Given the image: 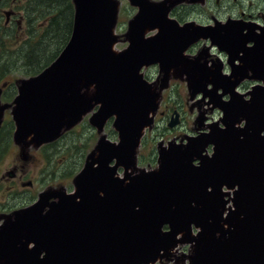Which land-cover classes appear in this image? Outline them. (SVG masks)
Returning a JSON list of instances; mask_svg holds the SVG:
<instances>
[{"label": "water", "instance_id": "obj_1", "mask_svg": "<svg viewBox=\"0 0 264 264\" xmlns=\"http://www.w3.org/2000/svg\"><path fill=\"white\" fill-rule=\"evenodd\" d=\"M73 1V29L63 50L40 73L18 80L19 93L9 104L17 138L39 145L54 140L99 105L91 125L102 132L114 117L118 142L101 136L73 180L75 193L45 191L11 215L0 227V264H155L184 243L193 247L190 264H264V85L249 100L235 90L244 78L264 79V26L258 33L257 24L234 18L180 26L172 9L202 0H129L138 11L129 21V45L118 51V0ZM154 29L158 33L146 38ZM208 37L228 53L231 75L210 72L206 61L197 72L185 71L191 95L209 97L222 110L225 127L216 123L187 145L160 146L159 168H139L137 149L160 94L141 68L159 63L164 79L186 63L190 45ZM236 59L243 66L234 65ZM219 88L229 100H222ZM242 119L245 127H237ZM210 143L215 154L205 157L201 151ZM223 186H238L234 209Z\"/></svg>", "mask_w": 264, "mask_h": 264}, {"label": "rangeland", "instance_id": "obj_2", "mask_svg": "<svg viewBox=\"0 0 264 264\" xmlns=\"http://www.w3.org/2000/svg\"><path fill=\"white\" fill-rule=\"evenodd\" d=\"M27 0H13V7L16 11H21L19 14L27 16L26 9L23 8V5L26 3ZM154 2H158L161 0H152ZM207 0L198 1L195 3L192 2H181L177 4L174 8L179 7V9H183L184 11H191L192 17H195L197 14L196 19L206 21L207 19H211L213 16L215 18L219 17L221 19L227 18L229 16L235 18L243 17L245 19L243 20H253L255 22H258L262 24L259 20L262 21V17L264 16V0H211L210 5L206 6ZM73 6H74V1ZM119 2V12H118V22L115 26V33L119 36V40L115 44V49L118 51H123L127 48L129 44V40L127 38V32L129 28V21L135 16L137 13L138 8L135 6H132L129 2V0H118ZM219 2V3H218ZM208 3V2H207ZM18 5V7H17ZM17 7V9H16ZM204 7V9H199ZM173 8V9H174ZM9 10L10 8H6ZM75 9V6H74ZM3 19H5V15L2 14L0 17V23L3 24V27L0 25V29L4 28V22ZM195 19V18H194ZM220 19V20H221ZM199 20H195L194 23H198ZM25 21V19H24ZM27 22V20L25 21ZM41 20H39V23ZM45 23V21L43 22ZM41 23V25H43ZM200 23V22H199ZM11 30V39L9 43V47L12 51H15V49H18L21 47L24 43V40L27 38V23L23 27V31L20 32L17 29V25L11 24L10 26ZM41 30V29H40ZM156 33V32H155ZM153 32H148L149 36H152L155 34ZM3 39H5V35L8 36V34H5V32H2ZM5 44V42H4ZM3 54L0 58V64L2 66L5 65L6 60V53L5 50H2ZM200 57L197 58H205L206 54L203 49L198 53ZM14 59L17 57L16 54H12L11 58ZM204 61L207 62L206 59ZM203 62V59H202ZM205 63V62H203ZM198 64V63H197ZM197 66H193L191 63V60H187L186 63L183 65H180L179 67L172 68V70L168 71V76L164 77V74L162 78L160 79V76L158 75V71L155 72L154 75H152V78L155 80L154 82V89L159 92V106L158 111L160 108H162V98L164 94H168V90H162L159 89V85L162 82H166L165 88L169 87V83L171 79H178L183 84H181L184 88L177 87L175 88V101L179 103L185 111H184V121L181 118V122L179 125H175L172 129L166 128V120L161 122V126L159 129L154 130L153 137L154 139V166L152 168L146 167L147 161L145 162H139L137 163V166L142 169H157L159 167V148L162 145V147H167V144L169 140H175L174 142L179 143L178 140H183L186 135H180L181 132H184L186 134H192L195 135L198 133L199 130H209V128L212 126V123L221 124L222 126V115L216 114L215 107L212 104H209L208 102H205V104H202V96L200 94H195L194 96L191 95L192 91L190 89L191 82L188 80L186 76L185 69H188L189 72H197L195 69ZM28 73L26 72L25 68L21 66L19 63L17 66L13 67V60H12V77L15 79L18 85V80L22 78H28ZM160 80V81H159ZM159 83V84H158ZM94 87L85 89V94L91 95L94 93ZM252 88H245L244 90H241L242 96L245 98H250L249 91H251ZM161 95V97H160ZM199 104L203 107H210V111L208 112V117H205V109L200 110L197 108L196 105L191 104ZM178 107V108H180ZM176 107V109L178 110ZM97 107L91 110L87 116L84 118L86 121L95 111ZM158 111L154 114L156 117ZM180 112V111H179ZM160 116V115H159ZM158 116V117H159ZM181 116V112H180ZM157 117V119H158ZM183 117V114L182 116ZM183 122V123H182ZM206 122V124H205ZM87 124H84L85 126H81V124L74 127L72 130V133L68 136L69 140H67V143H65V139L59 144L61 147L60 149H57V147H54L50 150V152L53 154V157L51 158V162L47 169L44 167V160L40 155H35L31 158H26L27 156V150L30 148H33L31 152H35L36 148H39L42 146L41 144H34L32 143L28 138L23 140H18L16 131L13 133V140L14 142L19 146L20 150L24 153L23 155H20V152L17 153L13 149L9 151L8 156H0V206L5 207L8 206V203L5 202L6 193H12L10 198V205L14 204H22L24 205H32L34 204L32 199V194L29 193L30 190L28 188H25L22 186L23 183L28 182L29 180H32L35 185L33 189V193L36 192L35 196H37V193H39V196L41 193L51 190V191H66L65 188H62L60 185H56L55 188L52 189H45L48 188L51 184H56L58 182H64L69 185L70 190L74 189V182L73 179L75 176L80 172V170L84 167L86 160L88 156L96 149L97 144L101 138L102 135H105L112 141L118 140V134L114 130L113 122L112 120L108 122L106 125V128L102 132H98V130L92 126L87 121L85 122ZM242 124V120L238 121L236 125L240 127ZM204 125V126H203ZM163 129H165L163 131ZM192 129V130H191ZM162 130V131H161ZM187 131H191L187 132ZM67 132V131H65ZM172 136H177L175 139ZM61 137V136H60ZM60 137H57L55 140L59 139ZM189 138V137H188ZM161 141V142H159ZM159 142V143H158ZM173 143V141L171 142ZM45 144V143H44ZM66 144H71V149H67ZM158 144V146H157ZM58 145V146H59ZM26 148V151H25ZM140 150V148H139ZM146 153H150V150L146 149ZM26 154V156H25ZM9 171L10 175H8ZM131 169H129V173H131ZM139 171L133 172V174H136ZM71 173V174H70ZM125 173L124 168L120 167L117 175L123 177ZM54 174L56 175V178L54 180L49 179L50 177H53ZM49 179V180H48ZM44 189V190H43ZM226 197H229V193H226ZM31 200V201H30ZM30 201V202H29ZM28 202V203H27ZM229 206V205H228ZM13 211L7 214L0 215V227L5 225H9L11 222V215L18 210L24 209L19 208L15 209L12 208ZM178 249V250H177ZM176 250L178 251V254H176ZM193 255V247L191 244H181V246L178 248L176 246L172 250V256L170 259L163 258L160 261H157L155 264H190L191 263V256Z\"/></svg>", "mask_w": 264, "mask_h": 264}, {"label": "flooded vegetation", "instance_id": "obj_3", "mask_svg": "<svg viewBox=\"0 0 264 264\" xmlns=\"http://www.w3.org/2000/svg\"><path fill=\"white\" fill-rule=\"evenodd\" d=\"M210 2H211V0H207L205 3L206 6H209ZM17 7H18V5H17ZM17 7H16V9H17ZM6 8H10V9L7 10ZM199 9H204V7L199 8ZM19 12L21 13V11H16L13 7V0H0V17L2 14L5 15V19H3L4 28L0 29V58L3 54L2 50H5V53H6L5 54L6 55L5 65L2 66L0 64V108H3V110H2L3 116H2L1 125H0V156H6V155L8 156L9 151L12 149L17 153L20 152V155L24 154L22 152V150H20L19 146L13 140V133L16 129V125H15V122H14L13 116H12V107L11 106L9 107V104H11L13 102L14 98L18 94V85H17L16 81L14 82L15 79L12 77V58H11L12 53H11V48L9 47L10 39L12 36L10 26H11V24H15V25H17V29L20 32H22L23 27L26 24L25 21L27 20L26 17L24 15L19 14ZM171 14L173 17H175L180 22V24H185L188 21L199 20V19H196L198 14L195 17H192L191 11H184L183 9H179V7L174 8L172 10ZM229 18H233V17L229 16L227 18L221 19L219 17L215 18L213 16L211 19H207L206 21L199 20L200 23L199 22L198 23L207 26V25H213L216 20H218L219 22H225ZM24 19H25V21H24ZM235 19H237V18H235ZM243 19H245V18L240 17L237 20H242L244 22L253 21L251 19H249L247 21L243 20ZM259 21L261 23H264V16L262 17V21L261 20H259ZM258 24H260V23H258ZM0 25L3 27L2 23H0ZM3 31L5 32V34H8V36L5 35V39H3V36H2ZM4 42H5V44H4ZM202 49H203V51H205L206 56H205V58L202 57V58L198 59V62H197L198 64H196L197 68H198V65H200V64L202 65V63L204 62V59H206L207 60L206 67H207V69L209 68L208 70L210 72L211 71L214 72V70L219 69L224 74H230L231 73V70H232L231 65L232 64H230L227 60V57H228L227 53L225 51H220L218 47L212 45L211 40H209V39L201 38L196 43L190 45L188 47V49L186 50V54L188 55V58L186 60H196L197 56L199 55L198 53ZM198 57H200V56H198ZM202 59H203V62H202ZM239 62L240 61L237 60L234 64L238 65ZM216 63L219 65H217ZM156 71H158L159 76L164 73V71L160 69V66H158V63L152 64L147 69H144V77L151 84H154V82H155V80L152 78V75H154ZM181 84H183V83L178 79L174 78V79L170 80L169 87L166 89L169 91V93L164 94L163 98H162V108L159 109L156 117L154 118L152 128L147 129L145 135L143 136L142 143L140 145V150L138 151V161L142 162V163L147 161L146 167H148V168H152L154 166L153 162L155 161L154 160V156H155L154 155V153H155L154 139H155V137L152 138V136H153L152 134H153L154 130L159 129V127L161 126V122H163L164 120H166V128H171V129L174 127V126L171 127L169 125L172 120L176 121L178 123L177 125H179V123L181 122V118L184 121V111L185 110L182 107H180L181 105L179 103H177L175 101V95H174L176 86L184 88ZM255 84H257V81H252L251 79H244L240 83L238 90L241 91V90H244L245 88L247 89V87L252 88V86ZM219 93L223 94V98H222L223 100H227L230 97L229 93H227V94L223 93L222 88L219 89ZM207 101H208V99H203L201 103L205 104V102H207ZM191 105H196L197 108L200 109L201 111L205 109L206 110V111H204L205 117L209 116L208 115V112L210 111L209 106L203 107L202 105H199L198 103L197 104H191ZM176 107L177 108L180 107V108H178V110H177ZM179 111L181 112V116L183 114V117L180 116ZM215 112H216V114L221 113L218 108H215ZM157 117H158V119H157ZM83 122H85V120ZM205 124H206V122H205ZM81 126H85L84 123L81 124ZM73 129H71L67 132H64L61 135V137L57 140L42 144V146H40L39 148H36L35 152H31V150L33 148L28 149L27 150V156L25 154L26 158H31L33 156L35 158V155H40L44 160V163H43L45 166L44 168L47 169V167L49 166V164L51 162V158L53 157V154L50 152V150L53 149L54 147H57V149H60L61 146L59 144L65 138H66L65 143H67V140H69V138H67V137L70 136L69 133L71 134ZM164 130L165 129H163V131ZM208 131L209 130H199L198 133L195 135L186 134L184 132H181V134H179L177 136L186 135L183 140H178L176 138L177 136H172V137L177 139L179 142H182V141L187 142L188 140L191 139L190 137L199 136L200 133H206ZM187 132L191 133V131H187ZM263 134H264V132L262 133V135ZM172 141H173V143H175L174 142L175 140H169V141H167L168 142L167 146H169V143ZM159 142H161V141H159ZM157 146H158V144H157ZM215 146L216 145L213 143L206 145L205 148L203 149V154L211 155L213 153V149ZM66 147H67V149L70 150L72 145L66 144ZM146 149L150 150V153H146ZM25 151H26V148H25ZM196 163H198V160L196 161ZM10 172L12 173L13 171H9L8 175H10ZM56 175L57 174H54V176L50 177L49 179L54 180L56 178ZM34 185H35V183L32 180H29L28 182L22 184L23 187L28 188L30 190L29 193L32 194L31 200L33 201V203L39 199V193L41 192V191H39L37 193V196H35L36 192L39 189L36 190L35 193H33V189L35 188ZM56 185H60L62 188H65L67 193H70L71 191L74 190V189L73 190L68 189L69 185L64 183V182H61V181L56 183V184H51L48 188L46 187L45 189L55 188ZM237 189H238V186H235L234 188H232L229 191V197L227 198L225 196V199H229L230 202H232V199L234 198V192ZM11 195H12V193H9V192L6 193L5 202L8 203V206H5V207L0 206V215L10 213L11 211H13L12 208H14V210H15V209H19V208L26 207V206L30 205V204L24 205L25 203H22L20 205L14 204L11 206L10 201H9L11 198ZM50 200L51 201L55 200V198H51Z\"/></svg>", "mask_w": 264, "mask_h": 264}, {"label": "trees", "instance_id": "obj_4", "mask_svg": "<svg viewBox=\"0 0 264 264\" xmlns=\"http://www.w3.org/2000/svg\"><path fill=\"white\" fill-rule=\"evenodd\" d=\"M23 8L27 13L28 36L21 47L12 51L17 55L12 59L13 67L20 63L28 75H35L55 60L67 44L74 6L72 0H27Z\"/></svg>", "mask_w": 264, "mask_h": 264}, {"label": "bare ground", "instance_id": "obj_5", "mask_svg": "<svg viewBox=\"0 0 264 264\" xmlns=\"http://www.w3.org/2000/svg\"><path fill=\"white\" fill-rule=\"evenodd\" d=\"M155 30H157V29H155ZM146 36H147V33H146Z\"/></svg>", "mask_w": 264, "mask_h": 264}]
</instances>
